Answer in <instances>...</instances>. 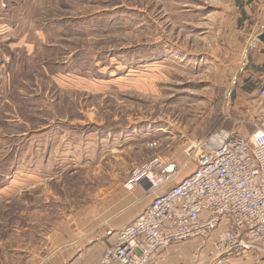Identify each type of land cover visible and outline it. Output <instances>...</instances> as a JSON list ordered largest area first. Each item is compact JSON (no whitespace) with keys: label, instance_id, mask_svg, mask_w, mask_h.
Masks as SVG:
<instances>
[{"label":"rangeland","instance_id":"374dc122","mask_svg":"<svg viewBox=\"0 0 264 264\" xmlns=\"http://www.w3.org/2000/svg\"><path fill=\"white\" fill-rule=\"evenodd\" d=\"M263 27L264 0H0V264L98 263L153 200L134 170L238 134Z\"/></svg>","mask_w":264,"mask_h":264},{"label":"built area","instance_id":"2783aa9c","mask_svg":"<svg viewBox=\"0 0 264 264\" xmlns=\"http://www.w3.org/2000/svg\"><path fill=\"white\" fill-rule=\"evenodd\" d=\"M260 90L264 100V82ZM185 153L192 173L180 181L164 173L162 157L131 173L126 188L147 183L153 200L96 264H151L158 252L193 238L212 242L208 259L216 264L264 252V112L249 137L225 132Z\"/></svg>","mask_w":264,"mask_h":264},{"label":"crops","instance_id":"0c3cea01","mask_svg":"<svg viewBox=\"0 0 264 264\" xmlns=\"http://www.w3.org/2000/svg\"><path fill=\"white\" fill-rule=\"evenodd\" d=\"M259 33H262V31L255 30L252 33V35L254 34L253 35L254 38L256 37V39L254 40L255 43L257 42L255 50L253 51V54L251 56L252 60L249 62L250 60L249 54L252 50L251 48L253 47L255 43L249 44L247 46V49L243 56L244 58L243 62L241 64V68L238 73L239 76L242 75V81L240 82L239 87H238L239 98H238V104L236 106H237V110L239 109L240 111H246L248 113H245L246 116H244V118L239 121L240 123H242L239 126V128L236 130H232V132L238 133V134L240 133L242 136H245V137L247 136L241 133L240 128H243L247 131H255L256 125L259 123L261 119L259 118L258 115L262 116L264 112V100L260 98V91H261L260 88L264 82V42L257 39L256 35ZM253 36L251 40L253 39ZM243 129L242 131L244 132ZM179 168L180 169L176 167L175 169V167L173 166V163H171L167 165V167L164 170V173H167V174L177 173V175H179L178 171H181V167ZM191 173L192 172L189 171L187 175L183 176L182 178L178 180L176 178V180L180 181L184 179L185 177L190 176ZM139 187L142 189H144L145 187V189H147V192L144 198L139 199L140 196L135 197L137 198V200L134 203L144 200L145 197L151 196V194L149 193L150 189L147 183H144V185L139 186ZM137 188L138 187H136L135 189ZM135 189H133V191ZM139 194L140 192L137 195ZM149 206L145 207L142 213L140 212L137 213L138 217L141 214H143ZM130 215L131 214H127L126 217H128L129 219ZM115 216H113V218H115ZM113 218L109 219L107 222L112 221ZM120 230L115 232V234H113L114 230L107 231L106 235L108 237L112 236L111 238L115 236V241H114L115 243ZM111 240L106 241L103 244L106 245V243H110V246H112L113 244ZM107 246L108 245H106V247ZM108 248L109 247H107V249ZM107 249H102L101 253H98V254L102 255ZM211 249H212L211 241L207 242L201 238H193L191 240L180 242L178 244H175L169 247L166 250H162L158 252V254L152 258L151 264H216L214 262H211V260H206L210 256ZM98 258L99 256L96 257L93 261H91L92 263L90 262L88 264H95L94 261L98 260ZM224 264H264V252H258V254H253L251 252H245V253H242V255L240 256H234V257L229 258V260H226Z\"/></svg>","mask_w":264,"mask_h":264},{"label":"water","instance_id":"95a60500","mask_svg":"<svg viewBox=\"0 0 264 264\" xmlns=\"http://www.w3.org/2000/svg\"><path fill=\"white\" fill-rule=\"evenodd\" d=\"M256 36L260 41L264 42V33H259Z\"/></svg>","mask_w":264,"mask_h":264}]
</instances>
